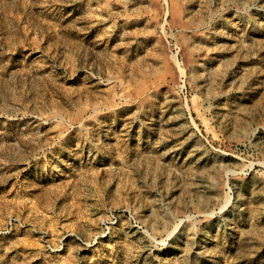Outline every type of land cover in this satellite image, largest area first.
Instances as JSON below:
<instances>
[{"label": "rangeland", "instance_id": "1", "mask_svg": "<svg viewBox=\"0 0 264 264\" xmlns=\"http://www.w3.org/2000/svg\"><path fill=\"white\" fill-rule=\"evenodd\" d=\"M0 264H264V0H0Z\"/></svg>", "mask_w": 264, "mask_h": 264}]
</instances>
